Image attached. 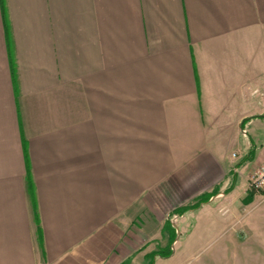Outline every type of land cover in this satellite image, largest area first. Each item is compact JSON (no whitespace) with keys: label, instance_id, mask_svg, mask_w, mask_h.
I'll use <instances>...</instances> for the list:
<instances>
[{"label":"crops","instance_id":"0c3cea01","mask_svg":"<svg viewBox=\"0 0 264 264\" xmlns=\"http://www.w3.org/2000/svg\"><path fill=\"white\" fill-rule=\"evenodd\" d=\"M263 87L264 0H0V264L264 251Z\"/></svg>","mask_w":264,"mask_h":264},{"label":"rangeland","instance_id":"374dc122","mask_svg":"<svg viewBox=\"0 0 264 264\" xmlns=\"http://www.w3.org/2000/svg\"><path fill=\"white\" fill-rule=\"evenodd\" d=\"M171 218L173 220L175 219L172 216H171ZM263 228H264V226H263ZM211 249H213V248H211ZM217 251L214 252V250H212V251L206 250L204 252H200V254H198V256L191 259L187 264H199V263L216 264L215 259H218L217 256L219 255V252H217ZM231 256H228V258H226V259H222L223 263L224 264H264V251L260 248L257 249L256 244H254V242H252V244L249 243L247 255L244 254L243 257H231ZM218 260H217V262H218Z\"/></svg>","mask_w":264,"mask_h":264},{"label":"built area","instance_id":"2783aa9c","mask_svg":"<svg viewBox=\"0 0 264 264\" xmlns=\"http://www.w3.org/2000/svg\"><path fill=\"white\" fill-rule=\"evenodd\" d=\"M260 94L264 95V87L261 89ZM248 189L256 192L264 190V163L257 166L249 175Z\"/></svg>","mask_w":264,"mask_h":264},{"label":"trees","instance_id":"16d2710c","mask_svg":"<svg viewBox=\"0 0 264 264\" xmlns=\"http://www.w3.org/2000/svg\"><path fill=\"white\" fill-rule=\"evenodd\" d=\"M203 200V199H202ZM199 204V203H198ZM198 204H196V205H194L195 207H197L198 206ZM172 243V241H170V243H169V245ZM161 255V256H163V257H167V256H169L170 254H171V249L170 248H168L166 251H164L163 253H153L152 254V257L154 256V255Z\"/></svg>","mask_w":264,"mask_h":264}]
</instances>
